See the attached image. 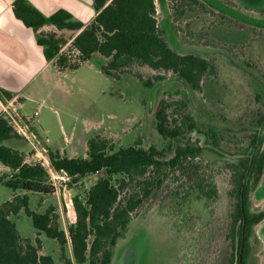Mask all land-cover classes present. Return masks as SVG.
Masks as SVG:
<instances>
[{"label": "rangeland", "instance_id": "rangeland-1", "mask_svg": "<svg viewBox=\"0 0 264 264\" xmlns=\"http://www.w3.org/2000/svg\"><path fill=\"white\" fill-rule=\"evenodd\" d=\"M156 2L158 21L171 47L181 54L211 61L214 73L203 79L201 91L192 92L174 73L138 64L112 69L111 78L101 67L112 60L100 54L76 69L63 68L35 90L31 100L15 107L25 118L39 113L32 127L47 147L48 156L59 151L68 157L87 158L88 142L102 136L114 145V151L154 146L165 150L168 160L172 157L168 141L156 129L155 113L161 100L171 104L186 102L201 126L238 138L241 147L261 130L260 153L264 154V125H258L264 117V0ZM219 4L222 6L217 7ZM238 15L248 21L234 18ZM52 33L66 41L59 56L67 58L68 65L79 64L80 56L72 45L75 33L50 28L44 31ZM157 76L164 79L157 81ZM146 82L153 87H147ZM190 136L193 141L200 137L195 133ZM5 144L22 148L32 164L42 162L25 140ZM8 173L9 168L0 163V176ZM102 176L98 173L78 182L58 179L57 193L53 195L14 190L0 183V204L19 194L28 195L30 208L38 213L55 206L61 217L60 226L68 232L72 223L66 210L69 198L80 196L84 200ZM215 182L219 199L208 208L206 223L199 220L197 213L178 217L167 199L173 184L167 182L136 214L126 239L115 250L113 264H232L234 244L229 235L235 201L230 196V173L218 175ZM249 206L252 212H264V170L257 184L250 181ZM13 220L21 236L34 242L38 233L31 218L22 211ZM40 239L42 254L52 256L55 264H67L56 239L44 233ZM67 246L69 257L71 243ZM247 264H264V221L254 228Z\"/></svg>", "mask_w": 264, "mask_h": 264}, {"label": "trees", "instance_id": "trees-1", "mask_svg": "<svg viewBox=\"0 0 264 264\" xmlns=\"http://www.w3.org/2000/svg\"><path fill=\"white\" fill-rule=\"evenodd\" d=\"M93 2L97 15L89 25L75 20L66 10L46 17L26 0H16L13 9L16 17L35 32L53 25L58 30L78 33L72 41L80 56L79 64L75 65H68L67 58L59 56L66 44L64 39L53 33L39 34L38 43L44 47L46 59L55 60L61 71L76 69L94 54H100L112 60L108 66L101 67L111 78L112 69L138 64L174 73L192 92L201 91L203 79L214 73L215 65L211 61L181 54L171 47L158 21L156 0ZM234 18L248 21L239 15ZM145 85L153 87L150 82ZM0 95L11 98L10 93L0 92ZM155 119L157 132L168 141L172 154L168 160L166 151L154 146L114 151V145L102 136L88 142L87 158L51 152L49 158L54 170L65 172L72 182L98 173L103 176L90 187L84 200L80 196L69 198L66 210L72 223L68 232L61 228V217L54 206L38 213L30 208L28 195L14 194L12 200L0 204V264H55L52 256L41 254L42 233L60 243L67 264H73L67 256L69 242L75 264H113L115 250L126 239L136 214L167 182L173 184L167 199L178 217L197 213L199 220L206 223L208 208L219 199L215 178L225 172L231 175L230 196L235 201L229 235L234 244L232 264H247L254 228L264 221V212H252L249 206L250 181L253 179L257 184L264 170L261 130L241 147L238 138L225 137L211 126H201L184 101L171 104L161 100ZM258 125L263 127L264 117ZM190 133L199 135V140L193 141ZM11 140L24 141L0 116V163L10 170L0 176V183L14 190L55 194L56 187L47 168L40 162L29 163L25 152L5 144ZM22 211L37 230L34 242L21 236L13 220Z\"/></svg>", "mask_w": 264, "mask_h": 264}, {"label": "crops", "instance_id": "crops-1", "mask_svg": "<svg viewBox=\"0 0 264 264\" xmlns=\"http://www.w3.org/2000/svg\"><path fill=\"white\" fill-rule=\"evenodd\" d=\"M15 1L0 0V92L11 94L10 99L0 95V113L5 106L20 108L25 100L34 97L35 90L40 86L43 87L46 81L54 79L55 75L62 72L55 64V60L46 59L45 49L39 45L38 37L40 33L44 34L46 28L69 31L58 30L53 25H45L39 32H35L16 17L13 9ZM26 2L46 17L59 10H66L75 20L85 25L91 24L97 15L93 0H26ZM74 33L75 36L78 34ZM17 149L23 151L22 148ZM28 162L30 163L29 160ZM69 249L71 251L69 258L75 264L72 246Z\"/></svg>", "mask_w": 264, "mask_h": 264}, {"label": "built area", "instance_id": "built-area-1", "mask_svg": "<svg viewBox=\"0 0 264 264\" xmlns=\"http://www.w3.org/2000/svg\"><path fill=\"white\" fill-rule=\"evenodd\" d=\"M77 53L79 54V52ZM2 112L4 113V116L3 114L0 116L5 118L8 121V123L14 128L16 133L19 136H21L27 142V144H29V146L33 149L34 153L40 157L41 159L40 161H42L40 163H42L44 166L45 164L43 163V161L47 163V165L51 170L50 175H52L53 177L52 181L56 189L58 188V186L55 181H57L58 179L64 181L69 180L70 177L65 172H57L54 170V168L51 165L50 158L47 155L48 152L47 147L42 142V139L33 130L32 121L34 118L39 116V113L35 112L32 118H25L19 115L16 109L12 106H5ZM45 167L48 168L47 166ZM61 174L63 175V177Z\"/></svg>", "mask_w": 264, "mask_h": 264}]
</instances>
